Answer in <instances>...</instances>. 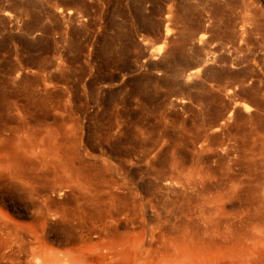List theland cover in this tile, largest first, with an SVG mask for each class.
Listing matches in <instances>:
<instances>
[{
	"label": "rangeland",
	"instance_id": "rangeland-1",
	"mask_svg": "<svg viewBox=\"0 0 264 264\" xmlns=\"http://www.w3.org/2000/svg\"><path fill=\"white\" fill-rule=\"evenodd\" d=\"M0 140V264H264V0H0Z\"/></svg>",
	"mask_w": 264,
	"mask_h": 264
},
{
	"label": "bare ground",
	"instance_id": "bare-ground-1",
	"mask_svg": "<svg viewBox=\"0 0 264 264\" xmlns=\"http://www.w3.org/2000/svg\"><path fill=\"white\" fill-rule=\"evenodd\" d=\"M201 37H203V36H201ZM20 133H18V134H20ZM2 137H3V135H2ZM1 139H3V138H1ZM1 141L2 140H0V143H3V141L2 142ZM21 145H25V144H21ZM6 166H9V165H6ZM6 173L7 172H6V168H5V153H4V151H2L0 149V190L3 189V186L5 185L4 183H6L5 182V179L7 178V176H6L7 174ZM138 215H140V214H138ZM4 228H6V227H4ZM161 234H163V233H161ZM161 234L159 235V238L157 236L156 237L155 236H152L151 239H149L148 241H146L145 237L142 238V239H138L137 238L138 236L137 237L136 236H131V234L122 235V236H117V234H116V236L115 235L110 236V235H106V234L105 235H102L101 238H100V242H99L98 246L96 245L99 249H103L104 251H106V252H104V255H102V261L100 260L101 262L99 261L97 263L94 259L88 258L86 256V257H82L79 261H77V264H104L105 262L103 263V261H105L106 258H108L107 260H108L109 264H169V263H167L168 262V257H167V254H166L167 253L166 252V248H167L166 246H168V248H169V245H165L164 244V241L163 240H165V239L164 238L163 239L161 238L162 237ZM95 237H97V236H95ZM98 248H97V250H98ZM213 248H214V246H213ZM185 251H187V250H185ZM208 251H209V249H208ZM184 252L182 253V255L184 254ZM212 253H214V252H212ZM230 254H232V253H230ZM211 259H213V257H211ZM107 260H106V262H107ZM71 263H73V260H72ZM225 263H223V264H225Z\"/></svg>",
	"mask_w": 264,
	"mask_h": 264
}]
</instances>
